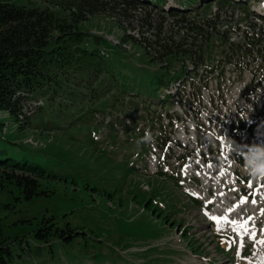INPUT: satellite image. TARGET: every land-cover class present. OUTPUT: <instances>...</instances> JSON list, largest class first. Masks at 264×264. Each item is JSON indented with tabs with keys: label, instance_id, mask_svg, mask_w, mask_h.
I'll return each instance as SVG.
<instances>
[{
	"label": "rangeland",
	"instance_id": "374dc122",
	"mask_svg": "<svg viewBox=\"0 0 264 264\" xmlns=\"http://www.w3.org/2000/svg\"><path fill=\"white\" fill-rule=\"evenodd\" d=\"M11 1L43 6L38 0ZM171 3L175 0H168L163 7L149 4L151 8L135 12L133 19L123 18L121 24L110 14L97 13L87 17L80 29L88 33V43L95 39L105 47L107 43L108 55L116 54L118 65L128 72L144 68L148 56L157 54L154 48L158 44L173 48V42L181 37L192 40V27L210 32L208 28L214 22L221 35L224 25H260L251 15L244 18L247 10L233 9L224 0H213L207 7L178 3L179 15L186 21L166 12L165 6L169 8ZM259 4L264 5V0L251 8ZM184 7L189 14L182 10ZM214 13L217 20H206ZM192 22L197 25H190ZM231 36L236 38L235 32ZM199 40L204 43L203 38ZM206 45L212 53L213 45ZM248 79V72L240 77L226 68L223 79L216 82L211 78L208 88L202 87L191 97L187 104L194 108L173 119L172 126L165 109L151 106L152 116L159 119L154 121V129L144 122L150 114L142 110L139 117L132 111L137 124L128 133L103 114L83 130L54 125L47 130V124L33 115L28 123L19 124L0 111V147L12 148L15 145L10 142H15L42 153L57 161L54 168L61 173L59 180L50 182L53 196L24 201L9 214L0 208V214H6L4 236L40 244L33 239L34 225L17 220L51 214L62 225L68 222L86 230L71 247L59 246L54 259L63 264H264V182H254L246 174L243 148H237L246 144L242 142L246 132L241 134L240 143H231H236L240 127L250 125L259 131L264 127V83H255L247 90ZM123 101L129 104L126 97ZM179 104L176 98L174 106L181 111ZM62 118L67 122L64 115ZM123 122L129 124L131 120L124 117ZM158 124L163 126L161 131ZM146 133L170 148L162 151L154 139L143 141ZM169 154L173 155L170 159ZM167 191L172 196H167ZM7 199L2 195L0 200ZM145 201L149 213L141 206ZM162 202L168 209L164 206L156 215L155 206L161 208ZM176 204L184 207L182 211L174 207ZM206 204L211 209H206ZM205 212L228 219L217 225Z\"/></svg>",
	"mask_w": 264,
	"mask_h": 264
},
{
	"label": "trees",
	"instance_id": "16d2710c",
	"mask_svg": "<svg viewBox=\"0 0 264 264\" xmlns=\"http://www.w3.org/2000/svg\"><path fill=\"white\" fill-rule=\"evenodd\" d=\"M38 1L43 6L0 0V111H5L19 124L28 123L33 115L34 119L47 124V130L53 125V128L83 130L103 114L117 121L115 126H121L128 133L137 124L132 111L142 117L140 111L145 110L150 116L144 122H149V128L154 129V121L159 119L152 116L151 106L165 109L170 119L180 117L181 113L174 106L175 98H180L179 105L183 109H190L188 94L197 93L196 78L205 84L210 78L219 81L224 78L225 67L230 66L240 77L245 72L250 74L247 87L264 83V16L256 15L237 1L224 0V3L228 2L233 9L247 10L244 18L251 15L260 25L220 27L223 32L220 35L214 22L208 28L210 32L192 27L197 25L192 22L191 33L195 36L192 40L181 37L173 42V48L158 44V48H154L157 54L148 56L144 68L128 72L118 65L116 54L108 55L100 48L102 42L99 44L95 39L88 43V33L80 29V24L97 13L110 14L121 24L123 18L133 19L135 12L151 8L149 4L163 7L168 0ZM212 1L175 0L190 7H199L201 2L205 3L201 7H207ZM182 10L189 14L186 7ZM168 13L186 21L177 9L170 8ZM216 18L214 13L206 20ZM231 32H235L236 40L231 39ZM206 44L213 45L210 48L213 54L207 51ZM104 45L108 47L107 43ZM210 61L214 62L211 68L208 67ZM157 62L160 65L155 64ZM187 84L192 87L188 93ZM125 97L129 104H123ZM137 98L148 104H139ZM124 117H129L131 122L124 123ZM162 127L158 124L157 130L161 131ZM248 130L251 136L255 135V129ZM10 143L15 147H0V199L2 195L8 197L7 201L0 200V208L7 214L24 201L53 196L55 190L50 182L61 178V173L54 168L55 159ZM167 192V196H172L171 191ZM147 204L145 201L141 206L149 213ZM161 205V208L155 206L156 215L164 206L168 209L165 202ZM174 207L181 211L184 208L177 204ZM5 217L6 214H0V264H63L54 259L59 246L69 248L86 234V230L68 222L62 225L55 215L35 214L17 222L33 224V239L42 243H29L22 238L14 241L3 234ZM65 256L72 262L71 255Z\"/></svg>",
	"mask_w": 264,
	"mask_h": 264
},
{
	"label": "clouds",
	"instance_id": "9594fccd",
	"mask_svg": "<svg viewBox=\"0 0 264 264\" xmlns=\"http://www.w3.org/2000/svg\"><path fill=\"white\" fill-rule=\"evenodd\" d=\"M207 115V113H205ZM151 133H146L143 141H151ZM257 140L264 141V133L257 130ZM232 145L235 144L231 141ZM243 148V160L245 163L246 174L253 181L264 182V142H253L250 144L238 145L237 148Z\"/></svg>",
	"mask_w": 264,
	"mask_h": 264
},
{
	"label": "snow or ice",
	"instance_id": "6c2138e0",
	"mask_svg": "<svg viewBox=\"0 0 264 264\" xmlns=\"http://www.w3.org/2000/svg\"><path fill=\"white\" fill-rule=\"evenodd\" d=\"M243 200L246 201L247 198H243ZM209 203H211V201H209ZM253 203H255V201H253ZM229 211H231V209H229ZM205 215H206V216H209V218H210L212 221H214L215 223H217V225L219 224V222H220L221 220H227V219H228L227 217H224V216L210 215V214L207 213V212H205ZM249 219H251V217H249ZM232 223L235 224L236 221H232ZM242 227H243V225H242ZM261 242L264 243V241H261ZM237 254H239V253H237Z\"/></svg>",
	"mask_w": 264,
	"mask_h": 264
},
{
	"label": "bare ground",
	"instance_id": "6f19581e",
	"mask_svg": "<svg viewBox=\"0 0 264 264\" xmlns=\"http://www.w3.org/2000/svg\"><path fill=\"white\" fill-rule=\"evenodd\" d=\"M261 7H263V5H260ZM257 11L258 12H260L261 14H263L264 15V9L263 8H259V9H257ZM31 140V139H30ZM32 141V140H31ZM37 145V144H36ZM35 145V146H36ZM210 205V204H209ZM223 223H225V226H228L229 225V223H227V222H223ZM234 230V229H233Z\"/></svg>",
	"mask_w": 264,
	"mask_h": 264
},
{
	"label": "water",
	"instance_id": "95a60500",
	"mask_svg": "<svg viewBox=\"0 0 264 264\" xmlns=\"http://www.w3.org/2000/svg\"><path fill=\"white\" fill-rule=\"evenodd\" d=\"M10 240H14V241H16L17 239H12V238H11Z\"/></svg>",
	"mask_w": 264,
	"mask_h": 264
}]
</instances>
